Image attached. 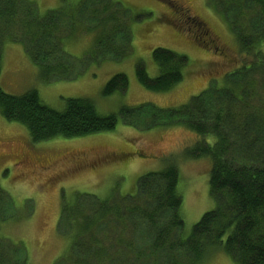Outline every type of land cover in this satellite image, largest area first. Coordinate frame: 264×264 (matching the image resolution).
<instances>
[{"label":"trees","instance_id":"16d2710c","mask_svg":"<svg viewBox=\"0 0 264 264\" xmlns=\"http://www.w3.org/2000/svg\"><path fill=\"white\" fill-rule=\"evenodd\" d=\"M211 4L235 37L241 66L224 75L223 85L205 88L186 104L159 108L145 103L101 114L91 99L76 97L67 98L63 109L56 110L41 101L36 89L13 95L0 87V115L22 124L33 142L110 131L120 116L132 127L140 122L143 130L186 128L195 139L181 157L208 158L209 195L215 205L188 235H183L179 163L170 156L163 168L139 176L131 194L114 192L100 198L84 193L64 200L57 231L69 237L70 245L53 264H202L219 246L237 264H264V107L252 102L264 91V0H211ZM174 5L169 6L176 9ZM88 10L96 21L91 59H125L131 43L124 16L128 10L118 1L80 0L74 7L40 14L32 0H0V73L3 47L15 43L37 65L42 83L54 73L61 79L73 78L78 65L73 67L69 61L73 57L62 49L63 21L70 27L67 36L72 35ZM188 18L179 24L186 25L199 44L212 42L205 24L190 14L184 20ZM151 56L156 76L151 77L142 62L135 66L144 88L164 92L182 80L188 64L185 54L155 47ZM127 88V76L116 73L103 93ZM5 193L0 188L4 221L17 215H6L11 199ZM24 253V246L0 237V264H27Z\"/></svg>","mask_w":264,"mask_h":264},{"label":"rangeland","instance_id":"374dc122","mask_svg":"<svg viewBox=\"0 0 264 264\" xmlns=\"http://www.w3.org/2000/svg\"><path fill=\"white\" fill-rule=\"evenodd\" d=\"M32 1L44 14L63 6L74 7L80 0ZM115 1L128 10L124 16L129 21L131 43L125 59H91L96 39L92 27L96 21L88 10L72 35L67 36L70 27L63 21L62 49L73 57L69 59L73 67L75 63L81 65L80 70H74L73 78L61 79L54 73L48 83H42L37 65L22 45L6 43L0 87L13 95L36 89L41 101L56 110L63 109L67 98H89L99 113L109 114L118 113L123 106L145 103L159 108L178 107L207 87L223 85L224 75L241 66L235 37L211 0H112ZM172 3L177 5L176 9L169 6ZM189 14L205 24L212 42L199 44L186 25L179 24L180 20L189 22V18L184 20ZM120 16L123 18L122 13ZM155 47L188 58L182 80L164 92L144 88L135 72L136 63L142 62L151 77L157 75L151 56ZM261 50L264 52V44ZM85 55L87 59L83 58ZM116 73L127 76V90L104 94L105 83ZM252 102L263 108L264 91L263 97ZM136 124L137 127L127 125L119 116L116 127L110 131L33 142L22 124L0 115V188L11 199L6 215L17 214L14 219L0 220V237L24 246L27 264H53L68 250L69 237L57 231L64 200L71 201L76 194L84 193L100 198L114 192L131 194L139 176L163 168L170 156H176L179 163L183 235H188L201 215L214 207L208 187V158L181 157L195 135L180 126L143 130L140 122ZM202 264L237 263L219 246Z\"/></svg>","mask_w":264,"mask_h":264},{"label":"flooded vegetation","instance_id":"af4514ba","mask_svg":"<svg viewBox=\"0 0 264 264\" xmlns=\"http://www.w3.org/2000/svg\"><path fill=\"white\" fill-rule=\"evenodd\" d=\"M173 4V3H172ZM176 7H177V5H176Z\"/></svg>","mask_w":264,"mask_h":264}]
</instances>
